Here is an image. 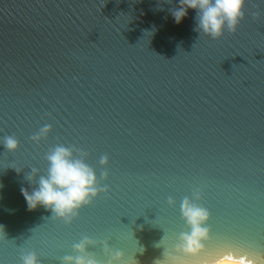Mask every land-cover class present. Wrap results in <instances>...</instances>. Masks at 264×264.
I'll return each mask as SVG.
<instances>
[{"label":"water","instance_id":"obj_1","mask_svg":"<svg viewBox=\"0 0 264 264\" xmlns=\"http://www.w3.org/2000/svg\"><path fill=\"white\" fill-rule=\"evenodd\" d=\"M178 7L0 0V137L19 141L15 152L0 147V264L28 251L62 264L83 236L100 261L107 242L126 259L142 246L136 259L152 264L163 253L154 245L185 230L180 203L197 189L208 252H264V0H247L236 31L217 39L194 30L193 10L176 24ZM45 125L52 132L35 144ZM56 144L86 152L108 189L71 225L29 211L20 192L36 187L26 177L44 172Z\"/></svg>","mask_w":264,"mask_h":264},{"label":"clouds","instance_id":"obj_2","mask_svg":"<svg viewBox=\"0 0 264 264\" xmlns=\"http://www.w3.org/2000/svg\"><path fill=\"white\" fill-rule=\"evenodd\" d=\"M246 2L247 0H179V7L173 9L171 15L179 25L188 16L189 10L195 11L194 30L217 39L222 37L225 30L236 31L244 18ZM51 132L52 126L45 125L30 139L35 144H40ZM0 147L8 152H15L19 149V141L15 136H2ZM87 156L86 152L74 146L56 144L51 147L44 156L47 162L44 172L32 167L31 173L26 177L36 187L31 191L24 187L20 189L28 210L35 211L42 207L52 213L51 219L71 225L82 208L93 204L102 192L106 193L108 189L100 185L95 169L86 162ZM108 163L107 156L101 157V166L106 168ZM100 178L107 180L108 172H102ZM200 199L199 189L183 198L180 215L185 230L179 233L172 244L164 236L154 245L156 248H163V253L152 264H264V252L253 253L235 246H224L208 252L207 243L211 238L208 226L210 213L198 203ZM168 204L174 205L175 201L170 198ZM0 230L4 231L3 225H0ZM96 244L97 241L83 236L73 245L74 254L62 257V264H140L135 254L138 252L142 255L145 252L144 247L140 246L134 256L126 259L123 251L113 250L104 242L106 259L100 261L89 251ZM198 257L203 258L196 259ZM20 264H40V261L35 252L28 251L21 254Z\"/></svg>","mask_w":264,"mask_h":264}]
</instances>
